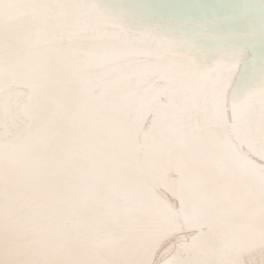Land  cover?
Here are the masks:
<instances>
[{
	"label": "snow or ice",
	"instance_id": "6c2138e0",
	"mask_svg": "<svg viewBox=\"0 0 264 264\" xmlns=\"http://www.w3.org/2000/svg\"><path fill=\"white\" fill-rule=\"evenodd\" d=\"M0 114V264H264V0H0Z\"/></svg>",
	"mask_w": 264,
	"mask_h": 264
},
{
	"label": "water",
	"instance_id": "95a60500",
	"mask_svg": "<svg viewBox=\"0 0 264 264\" xmlns=\"http://www.w3.org/2000/svg\"><path fill=\"white\" fill-rule=\"evenodd\" d=\"M86 61L88 62L89 68L93 67V63L90 57H86ZM27 91L26 89L24 90ZM11 117L10 114H0V125L4 124L5 122L10 121Z\"/></svg>",
	"mask_w": 264,
	"mask_h": 264
}]
</instances>
